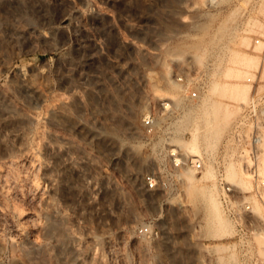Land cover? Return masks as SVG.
I'll list each match as a JSON object with an SVG mask.
<instances>
[{"label":"rangeland","instance_id":"1","mask_svg":"<svg viewBox=\"0 0 264 264\" xmlns=\"http://www.w3.org/2000/svg\"><path fill=\"white\" fill-rule=\"evenodd\" d=\"M257 34L264 41V0H0V264H191L179 252L164 258L161 243L133 231L157 211L141 181L139 117L163 96L181 106L172 74H200L206 91L213 83L220 91L214 144L247 96L242 78L227 71L238 67L228 51L255 58L245 70L264 74V53L247 50ZM206 91L179 119L192 116L200 136ZM229 172L235 193L249 191L251 177L238 164ZM207 173H184L163 229L213 237L194 192L209 187ZM251 197L252 215L264 223V203ZM219 209L228 230L213 238L229 231ZM178 236L175 249L186 250Z\"/></svg>","mask_w":264,"mask_h":264},{"label":"built area","instance_id":"2","mask_svg":"<svg viewBox=\"0 0 264 264\" xmlns=\"http://www.w3.org/2000/svg\"><path fill=\"white\" fill-rule=\"evenodd\" d=\"M261 41L262 46L256 51L254 46ZM247 50L264 53L260 34L252 37ZM172 79L181 85V106H174L170 96H163L139 117L142 141L147 148V164L141 173V181L144 190L156 197L157 211L143 217L133 231L140 237L161 243L160 249L167 254L164 258L176 256L174 238L182 235L190 243L185 254L193 258L191 264H264V223L257 222L256 215H252L251 203L253 195L262 200L260 194L262 189L264 191V181L258 173L264 133V74L261 67L250 69L241 79L247 85V96L237 103V115L228 128L210 148L201 145L197 151L184 150L175 141L191 137L192 123L180 127L178 122L184 109H196L199 105L206 91L207 78L195 73L172 74ZM230 164H238L240 170L251 177L252 185L245 194L234 192V185L227 178ZM206 170L212 172L216 197L230 225L227 235L207 238L197 234L194 237V231H189L186 236V230L163 229L162 215L169 203L179 200L184 173L190 171L200 176Z\"/></svg>","mask_w":264,"mask_h":264},{"label":"bare ground","instance_id":"3","mask_svg":"<svg viewBox=\"0 0 264 264\" xmlns=\"http://www.w3.org/2000/svg\"><path fill=\"white\" fill-rule=\"evenodd\" d=\"M244 39L245 38L240 40L241 43L245 41ZM260 45L261 44H258L256 46H260ZM228 52L229 53L227 54L228 56H227L226 61H229L231 63L238 65L237 68L227 69V71L230 73H233L234 76L243 78L248 73L245 69L256 65L255 62H257V61L255 60V58H251V56L249 57L245 54H239V52L234 50V49H230ZM235 86L236 85H234V84L229 85V87H235ZM206 92H207L208 97H206L205 101L202 102V106H201V109L203 110V112L205 114V116L203 118V128L201 130L202 135L201 136L199 135V131L197 130L198 128H196V129L192 128V135L190 137L191 139L189 138L190 140L188 142H186L182 139H177L175 141L176 143H179V144H181V145H183V146H185L191 150L196 149L198 147L199 142H203L207 147L210 148L212 146L213 142L215 141L216 137L218 136L219 117L221 116V114L223 112L221 103L217 99H214V96L220 95L218 84L217 83L211 84V86L208 88V90ZM173 104H174V100H173ZM185 114H188V113H185ZM191 118H192V116L188 115L187 121L185 119H183V121L179 120L178 126L184 127L181 124L184 125V122L191 121ZM192 120L194 121L193 118H192ZM263 135H264V133H263ZM262 140H263V138H262ZM263 145H264V142H263ZM261 155H262V143H261V153H260L259 158L261 157ZM259 165H260V159H259ZM230 166L232 167L233 165H229V168H230ZM231 170H232V168H231ZM209 171L211 172V170L204 171L200 176L202 177L206 173L207 177H209L210 175H209V173H207ZM228 172H229V169H228ZM233 172H234V170H232V173ZM229 173H231V171ZM258 173H259V169H258ZM207 177H206V179H207ZM210 183L212 184V177H211ZM211 184H209V187L211 186ZM202 186H204V185H202ZM205 186H206V184H205ZM207 186L206 187H198L197 186L194 188V192H195V195L197 197H201L203 202L205 203V210L204 211L206 213V217H205V224L203 225L205 234L208 237L209 236L210 237H212V236L216 237V235L219 234L220 231L226 233L225 231L227 229L226 228L227 224H226V221H224V219L221 218L223 216H220V211H219L220 210L219 209L220 204L216 201V199H215L216 197H214L215 195L213 196V192H215V191L212 192V190H210V189H214V188H209V187L207 188ZM211 187H213V185ZM177 241L180 244L181 241H183V237L177 235ZM185 251L186 250L182 247V245H180L178 247V252L181 253L183 256L186 253ZM171 259H173V258H171Z\"/></svg>","mask_w":264,"mask_h":264}]
</instances>
